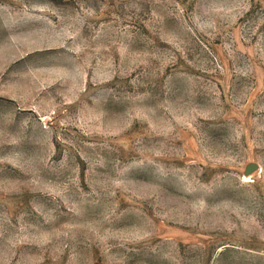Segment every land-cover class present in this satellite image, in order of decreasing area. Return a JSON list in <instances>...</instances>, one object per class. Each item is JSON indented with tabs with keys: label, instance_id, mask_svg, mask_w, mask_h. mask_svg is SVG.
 <instances>
[{
	"label": "rangeland",
	"instance_id": "rangeland-1",
	"mask_svg": "<svg viewBox=\"0 0 264 264\" xmlns=\"http://www.w3.org/2000/svg\"><path fill=\"white\" fill-rule=\"evenodd\" d=\"M0 264H264V0H0Z\"/></svg>",
	"mask_w": 264,
	"mask_h": 264
},
{
	"label": "water",
	"instance_id": "water-1",
	"mask_svg": "<svg viewBox=\"0 0 264 264\" xmlns=\"http://www.w3.org/2000/svg\"><path fill=\"white\" fill-rule=\"evenodd\" d=\"M258 165L257 164H253L250 165L246 171L247 174H249L250 172H252L253 170L257 169Z\"/></svg>",
	"mask_w": 264,
	"mask_h": 264
}]
</instances>
